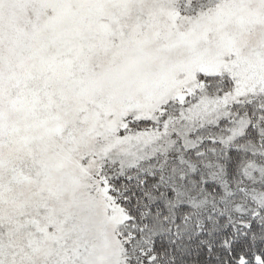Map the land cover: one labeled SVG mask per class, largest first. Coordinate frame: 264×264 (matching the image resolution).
<instances>
[{
  "label": "snow or ice",
  "instance_id": "1",
  "mask_svg": "<svg viewBox=\"0 0 264 264\" xmlns=\"http://www.w3.org/2000/svg\"><path fill=\"white\" fill-rule=\"evenodd\" d=\"M0 264H264V0H0Z\"/></svg>",
  "mask_w": 264,
  "mask_h": 264
}]
</instances>
